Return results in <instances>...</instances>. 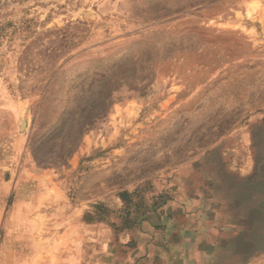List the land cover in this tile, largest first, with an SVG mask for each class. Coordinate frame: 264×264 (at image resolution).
<instances>
[{
	"label": "rangeland",
	"instance_id": "374dc122",
	"mask_svg": "<svg viewBox=\"0 0 264 264\" xmlns=\"http://www.w3.org/2000/svg\"><path fill=\"white\" fill-rule=\"evenodd\" d=\"M185 229L264 264V0H0V264Z\"/></svg>",
	"mask_w": 264,
	"mask_h": 264
},
{
	"label": "crops",
	"instance_id": "0c3cea01",
	"mask_svg": "<svg viewBox=\"0 0 264 264\" xmlns=\"http://www.w3.org/2000/svg\"><path fill=\"white\" fill-rule=\"evenodd\" d=\"M203 219L206 225H211V217ZM157 221L158 223L147 222L153 228L167 225L166 221ZM177 232L178 237L168 238L166 235L169 231L163 233L161 230H154L150 237L137 238L140 252L134 255L135 264H220L218 249L214 248L213 242L209 243L208 238L190 237L187 229Z\"/></svg>",
	"mask_w": 264,
	"mask_h": 264
},
{
	"label": "bare ground",
	"instance_id": "6f19581e",
	"mask_svg": "<svg viewBox=\"0 0 264 264\" xmlns=\"http://www.w3.org/2000/svg\"><path fill=\"white\" fill-rule=\"evenodd\" d=\"M254 213V212H253Z\"/></svg>",
	"mask_w": 264,
	"mask_h": 264
}]
</instances>
